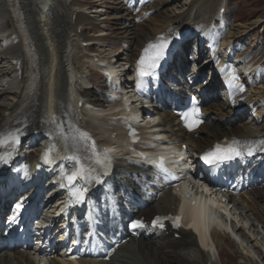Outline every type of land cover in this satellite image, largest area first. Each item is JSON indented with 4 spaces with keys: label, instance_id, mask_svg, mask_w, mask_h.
Masks as SVG:
<instances>
[{
    "label": "bare ground",
    "instance_id": "6f19581e",
    "mask_svg": "<svg viewBox=\"0 0 264 264\" xmlns=\"http://www.w3.org/2000/svg\"><path fill=\"white\" fill-rule=\"evenodd\" d=\"M98 1L100 2L98 7L106 8L107 4L105 1ZM114 1L116 5L121 3L123 7V10L120 11L113 10L116 16V25L122 35L121 38H118V41L122 44L121 50L125 51L123 58L120 57L119 59L122 63L133 60L140 45L145 40H149L163 32L176 37H183L186 40L192 30V28H188L189 24L195 25L199 32L202 33L201 36L206 39L205 47L208 44L210 45L207 52L212 65L216 62H223L224 58L231 54L238 55L240 57L238 58L239 62H245L263 48L260 38H253L248 42L245 41L247 34L250 33L247 32L250 28L248 26H236L231 32L225 30L224 27H222L221 32L216 28V21L219 23L221 18L217 19L215 16L221 8H224L226 0H195L181 16L169 11L170 0ZM211 1L216 3L212 4ZM66 3L70 7L69 11L65 10ZM147 4H152L144 9L148 13L147 19L141 25H136L134 21L137 15L132 16L133 10H137L140 6ZM18 5L24 15L23 24L26 26L28 33L27 39L31 40L38 56L35 68L32 69L36 80V85L33 86V82L29 83L28 77L25 75L26 67H28L24 56L27 40L23 39L16 45H9L11 35H17L19 39V30L13 25L15 22L12 20L13 17L10 16L12 13L14 17L17 15L16 11L18 9H16V6ZM154 5L162 13L154 14ZM214 7L217 10L215 11L214 19H212V9ZM109 8H106L102 15L104 19L111 16ZM83 9V6L77 0H72L71 2L68 0H0V60L4 57V59L7 58V61H9L7 71L0 68V140L5 139L10 143L13 142L16 146L28 140L29 148L36 149L34 155L19 152V155L12 162L8 170L10 177L3 184V190H0V194L5 198L6 203L9 202L7 190H9L10 194H24L25 187L30 188L34 181H40L38 153L46 140L47 134L48 136L55 134L71 140L74 138L75 128L83 125L87 126L95 134L98 141L110 142L109 144L118 143V145L122 143V136L119 134V130L114 129L117 124L113 121V117L107 115L106 112L111 105L105 106L103 104L105 102L103 97L105 96L100 93L97 95V100H90L87 97L90 91L83 88V85L94 75L89 70L88 72L86 71V64L92 61L93 56L89 54L82 56L80 58L81 65L77 62L75 64V61L70 60L68 56L67 50L70 39L80 44L87 42L90 46L84 51L90 53L93 51V43L103 47L102 43L106 38L103 34L90 38L83 32L87 30L86 26L91 20L82 13ZM181 9L183 10V7ZM224 13L229 14L226 7ZM179 19H183L182 21L184 22L181 24ZM78 29L80 33H78ZM142 37L145 39L139 43ZM184 44L186 47L188 42L185 41ZM3 46H6V49H3ZM183 49L185 50V48ZM80 50L82 51L83 49ZM102 57L105 60H109L107 56L102 55ZM13 61L19 64L22 71L20 81L16 80L19 79V76H17L18 70L16 66L12 65ZM116 61H114V64L117 63ZM185 61L181 60V62H177L172 66V69L178 71V80L183 85H185V81L188 78L194 80L198 67H201V63L196 62V58H190L189 54L185 55ZM91 67L93 68L94 65ZM205 67L207 68V66L201 67L200 71H204ZM253 70L256 80L260 81L263 79L264 65H260ZM117 71L115 70V73ZM87 73H89V76L86 75ZM21 84H23V87L20 89ZM206 88L210 93L218 89L215 84ZM26 89L27 91L23 92ZM104 90L105 87L103 85L102 92ZM259 90H255V88L250 90L252 96L250 101L257 100L262 95L264 96V92ZM80 100L99 110H90L83 107L78 110V113H75L74 107L77 106ZM225 103L220 101L204 108L203 112L210 118V123L199 128L198 138L185 134L177 127L175 118L170 113L160 115V139L174 142L178 145V148H181L182 144L187 145L188 152H197L209 147L211 143L217 142L223 137H253L261 135V133L264 134V126L260 123V121L264 122V100L255 106V111L260 114L259 118L256 119L258 120L256 132L251 129L248 123L241 121L243 116H234V109ZM13 129L18 131L17 135L3 138V133L11 132ZM113 132L118 134L111 141L108 137ZM106 135L108 137H105ZM119 154L126 159H134L133 153H129L124 145L122 149L120 148ZM14 156L9 154L6 162L9 163ZM133 166L135 167L136 163ZM16 169H18V172H16ZM135 169L139 173L143 172L141 166H137ZM255 173L264 180V160L258 165ZM120 180L124 181L129 187L128 189L137 190L129 177L123 176L120 177ZM149 190L153 194L152 189ZM27 192L29 193V191ZM249 192L248 194L245 192L237 194L234 198L229 197L230 209L218 204L221 202H217V200L210 203L213 208L212 212L214 211V216L217 219H221L222 215H220V212L229 218H233L234 221L230 225L231 236L226 233L227 229H224L222 224L216 223L218 228H215L216 225H211V222L205 217L196 216V214L200 213L198 208H196L195 213H193L196 223L194 230L197 236H194L189 231L180 230L175 232L181 235L180 240L172 238L155 240L152 238L148 242L140 241L137 243H134L133 240L132 243L120 247L109 263L83 261L81 264H193V257L198 253L200 254L199 256L205 258V261H212V264H215L220 263V251L223 247L228 248L234 255H237L240 264H264V186L255 187ZM100 193H91L90 199L92 202L93 200L98 201L100 198H104V195L97 197V194ZM98 203L100 204L101 202L99 201ZM176 204L177 197L171 193H166L154 203L152 202L145 214L149 218L155 215L172 214L174 212L173 207ZM50 205L52 207L53 204ZM104 205L105 208L101 206L102 210L96 213V208L89 201L88 207L91 209V213H96L93 215L95 219L100 218L101 212L109 213V208L106 206L108 204L105 203ZM172 235L171 233L170 236ZM182 248L187 249L186 254L180 253ZM0 264L34 263L26 254L3 253L0 255ZM52 264L63 263L55 259Z\"/></svg>",
    "mask_w": 264,
    "mask_h": 264
},
{
    "label": "rangeland",
    "instance_id": "374dc122",
    "mask_svg": "<svg viewBox=\"0 0 264 264\" xmlns=\"http://www.w3.org/2000/svg\"><path fill=\"white\" fill-rule=\"evenodd\" d=\"M103 1H105L107 4L106 8H109V7L111 8V10L109 8V13H111L110 14L111 16H109L108 18H105V19H104V16H102V15L104 14V11L106 8L98 7L99 3H100L98 0H80V2L86 6L85 12H86L87 16L89 17V19H91V20H89V24L86 26L87 33L89 35H91V37L88 35L90 38H94L96 35H101V34L106 36V38L103 40V43H102L103 47H101V45L98 44V47H96L94 49V51H101V52H103L104 55H106L108 57H111V56L116 57L117 56V58L119 60L120 56L118 54H119V52H122V50H120L122 44L120 41H118V38H121L122 35L118 29L119 27L116 25L117 24L115 21L116 16H115V13L113 12V10L120 11V10H123V7H122L121 3L119 5H116V2L114 0H103ZM194 1L195 0H170L169 5H168V9L173 14L181 16L186 12V9H188V7ZM211 3L215 4L216 2L211 1ZM151 5L152 4H150V6ZM217 5H219V3H217ZM180 7L181 8L183 7V10ZM215 7L212 9V11H213L212 19H214L215 11L217 10V8L215 9ZM65 8H66L65 9L66 11L70 10V7H69V5H67V3H66ZM154 8H153L154 14L162 13V11L159 10L157 6L154 5ZM226 8H227L229 14L224 13V15L226 14L227 16H223L222 21L220 20L219 23H221V24L223 23L225 30L230 29L229 30L230 32L236 26H248V27H250L247 32H250L251 34L250 33L247 34V39L245 41L248 42L250 39L260 38L261 43H263V48H262L263 53L261 55V56H263L264 55V0H228ZM16 9H18L16 11L17 15H15V17H14L13 13L10 15L11 17H13L12 20H14V22H15V23H13V25H15L17 29L19 28L20 31L23 30L24 34H26L25 33V32H27L25 29L26 26L23 24L24 23L23 22V18H24L23 12L20 10L19 5L16 6ZM124 14H126V13L124 12ZM125 17H126V15H125ZM18 20L20 21L19 23H18ZM179 20L181 21V24L184 22V21H182L183 19H179ZM216 24H218L217 21H216ZM221 24H218L220 29L216 27L220 32L222 31V27H220ZM95 26H96V28H95ZM142 28L144 29V27H142ZM13 29H15V28H13ZM17 33H18V31H17ZM143 39H145V38L142 37L139 40L140 41L139 43H141L143 41ZM26 40H27L26 41L27 46L25 49L26 52H25V55H24V53L22 54V57H23V55L25 56V61H26L27 66H28V67H26L27 71H26L25 75L28 77L27 80H29L28 81L29 83L33 82V84H32V86H33V85H36V80L34 79L35 75L32 73V69L35 68V65L38 61V56H37V52L35 50V47L32 45L31 40L30 39H26ZM21 50H23V49H21ZM67 51H68L69 59L72 60L73 62L75 61L74 63L75 64L78 63L79 65H81L80 64V61H81L80 58L87 54L84 50L81 51L79 49L78 44H76V42L73 39H70ZM123 53L125 54V51ZM0 62H1L0 68L7 71L9 68V61H7V58L4 59V57H3L0 60ZM116 62L118 64L121 61L119 60ZM262 65H264V63ZM95 81L97 84H99V82L102 83L99 77H96ZM259 89H260L259 91L264 92V83L261 87H259ZM25 91H27V89L23 90V92H25ZM99 91L100 90L98 89V87H93L92 92L95 95H93L90 92V94L87 95V97L90 100H97L98 94L96 95V93ZM251 129L254 132L257 131L256 130L257 127H255V126H253V128H251ZM186 251H187V249L182 248L180 250V253L186 254L185 253ZM261 251H263V249H261ZM231 253L234 255V253L231 250H228V248L223 247L222 250L220 251V263L221 264H240V262L238 260L239 257L237 255L233 256ZM199 255L200 254L198 253L193 257V264H212V261H205V258H202ZM220 263H215V264H220ZM185 264H190V263H185Z\"/></svg>",
    "mask_w": 264,
    "mask_h": 264
},
{
    "label": "snow or ice",
    "instance_id": "6c2138e0",
    "mask_svg": "<svg viewBox=\"0 0 264 264\" xmlns=\"http://www.w3.org/2000/svg\"><path fill=\"white\" fill-rule=\"evenodd\" d=\"M161 42L158 44H149L147 48L144 50V54L141 56L140 60L138 61V70L137 74L140 77H144L147 75L151 74V70L154 69L157 64L159 59L163 56L164 49L167 47V40L164 38H160ZM240 91H243V87H240ZM199 115V109L196 108L195 106L190 112H186L183 114V119L186 121V126L189 128V130L193 129L198 125L200 122L198 119H194V117H198ZM81 136L87 137V133H81ZM239 141L233 140L230 145L227 147H221L220 145H216L215 149L210 150L206 152L202 159L205 160L206 163H212L214 161H225V160H231L236 157H240L244 155V149L239 147ZM261 144H264V141L260 142ZM255 149L248 146L246 148L247 155H252L253 151ZM44 159L51 163V160L48 159V154L47 152L45 153ZM75 159V157H74ZM96 162L98 164H103L104 161L97 156ZM160 171L162 172H167L168 170L164 167L163 160L159 162L157 165ZM85 175V169L83 166L79 167L78 169L72 171L70 174L66 175V179L69 184H72L74 180L77 179V177L84 176ZM97 182H99V178L96 177ZM73 195L76 196L78 200H83L84 198V192L83 190L77 189L75 192H73ZM179 217H176L175 220L179 221ZM155 223H159V219L157 221H154ZM134 228L135 227H140L142 226V222L136 221L132 225ZM163 225L161 224V227ZM176 226L178 227L179 224L177 223Z\"/></svg>",
    "mask_w": 264,
    "mask_h": 264
}]
</instances>
